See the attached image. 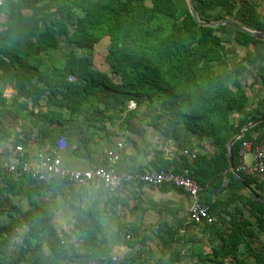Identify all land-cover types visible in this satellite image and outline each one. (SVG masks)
<instances>
[{
    "label": "trees",
    "instance_id": "1",
    "mask_svg": "<svg viewBox=\"0 0 264 264\" xmlns=\"http://www.w3.org/2000/svg\"><path fill=\"white\" fill-rule=\"evenodd\" d=\"M192 3L195 12L219 7L214 14V18L219 20L229 16L234 6L233 0H192ZM238 9V21L242 25L264 32V25L257 21L254 10L245 1H240ZM62 10L66 23L71 26V32L67 34L61 19L57 21L60 24L57 33L67 34V42L75 49L91 50L100 37H107L103 61L110 77L90 68L85 59L76 58L72 52L67 53L65 62L58 68L46 64L38 56L0 43V56L28 84L31 107L28 115H34L48 125H61L64 120L60 114L50 111L48 106L67 110L69 121L75 118L78 107L89 102L88 97L94 92H100L104 101L115 95H127L135 101H158L159 107L168 113L165 120L167 133H163L165 136L168 132L173 135L188 132L211 142V155L197 154L190 161L180 155L177 164L171 169L173 173L187 171L188 177L201 190L200 201L208 207L209 215L214 218L211 224L202 225L207 230L209 243L219 241L218 249L211 250V257L218 259L217 264H248V260L251 264H264V245L256 249L248 240V230L252 225L264 235V182L257 183L242 173L233 174L228 171L226 145L248 121L241 120L235 126L229 124L228 114L240 111L245 105L246 96L236 81L232 82L233 89L227 87L212 68L213 63L221 59V53L216 48L221 42L217 33L225 26L212 29L198 25L191 19L188 10L175 0H156V6L152 8L132 0H68L62 4ZM71 10L79 12L74 19L71 18ZM54 23L49 21L44 25L37 38L39 47H51L50 44L55 41L56 33L51 29ZM232 38L243 49L250 46L264 47V40L235 30ZM244 69L243 66L236 67L234 76L240 75ZM68 75L75 77L73 83H66ZM258 78L263 88L264 102V66L260 67ZM42 96H45L44 111H32L34 107H40ZM262 109L256 116L250 117V121L264 115V104ZM262 127L264 121L246 129L231 144L233 168L239 160L241 142L250 140V132ZM261 138H264V133ZM158 169L167 168L154 170ZM23 177L36 195L51 190V184H37ZM242 185L252 190L259 202L250 194L246 197L234 193L222 201L211 202L208 199L210 189H234L242 188ZM28 204L30 209L13 218L10 227L11 230L25 228L20 237L21 256L32 250V244L37 242L38 236L44 231V225L49 221V212L45 207L30 199ZM222 205H232L233 212L227 215V219L221 212ZM240 208L247 211L252 222L240 216ZM88 216L90 224L98 231L95 202L91 204ZM74 227L79 228L77 225ZM80 230L78 245L63 244L61 240L53 238L47 241L46 247L53 263L68 264L80 261L81 257H91L93 264H110L109 249L104 240H98L85 230ZM119 231L120 226H117ZM164 232L166 237L157 236L162 247L169 249L163 264H177L181 252L174 243L178 241L179 230L167 227ZM125 233L135 235L136 231L127 228ZM134 237L130 241L123 239V246L132 249L137 244L141 245ZM239 247L244 251L243 256L238 253ZM187 251L190 257L198 261L208 257L194 244H189Z\"/></svg>",
    "mask_w": 264,
    "mask_h": 264
},
{
    "label": "crops",
    "instance_id": "2",
    "mask_svg": "<svg viewBox=\"0 0 264 264\" xmlns=\"http://www.w3.org/2000/svg\"><path fill=\"white\" fill-rule=\"evenodd\" d=\"M0 2V43L34 56L40 55L44 49L37 45V38L44 25L55 16L54 10L47 6L45 1L0 0ZM235 46V48L224 49V51L221 50L223 49L222 45L219 46L221 59L213 63V71L220 76L224 84L233 89L232 82L236 81L246 96L244 107L240 111L228 114L231 126L237 125L241 120H246L248 121L246 125L249 124L250 117L256 116L259 110H263L264 104L263 88L258 78L260 67L264 66V47L253 46V48L243 49L237 44ZM238 66H243L245 69L240 75L234 76V69ZM27 87V82L17 76L11 64L0 56V264H54L49 258L46 244L35 242L32 244V250L21 256V244L10 240L13 234L24 229L22 227L11 230V220L30 209L29 199L33 202L38 197L27 179L23 177L24 175L10 174L6 171L9 165L16 163L11 155L13 147L17 144V137L13 132L14 126L20 125L25 131L28 130L35 135L34 140L30 142L25 139L21 140L25 150L24 158L30 163L34 161L36 150L49 151L55 136L63 133L66 147L58 155L61 165L72 170H86L100 165L102 151L113 147L114 132L118 129L125 133V146L121 151V169L140 171L157 168L172 169L173 165L178 162L180 151L185 148L195 153V156L197 154L209 156L213 153L209 139L200 138L188 132H178L174 135L172 132H168V135L165 136L164 132H161L160 126H165L168 113L159 107V102L156 100L151 102L135 101L127 95H119L126 101L125 107L129 101H132L135 102V108L133 110L124 108L123 112H119L114 117H104L102 115L104 113L99 112L98 114H87L86 117L89 119L77 117L69 121V115L62 113L61 118L64 122L61 125L56 123L48 125L38 117L28 115L31 107ZM44 101L45 96H42L39 100L40 107H34L31 110L34 112L44 111ZM105 118L106 121L103 120ZM263 133L264 127L250 132L249 137L258 139ZM177 135L179 136L177 137ZM6 176H9L7 182H5ZM140 185L144 184L134 183L128 186L125 191H120L111 198L121 197L122 199L126 191L133 190L132 194L138 197L139 203L153 198L154 202L165 207L172 214L180 211L184 216L175 220L174 223L176 225L185 223L179 230L182 240V244L179 246H181V250H185L183 251L185 255H181L177 264H217L218 259H213L210 252L218 249L219 241L214 240L209 243L207 230L203 226H195L188 222L186 224L187 215L185 212L190 203L189 198L183 192L166 186H148L149 188H164L165 191L149 189L151 192L147 194L148 189ZM51 186L53 189V187L67 185L53 183ZM49 191L50 189L41 191L40 195L47 194L46 192ZM232 193L246 197H249L248 194H250L243 186L234 189H210L208 199L211 202L222 201ZM241 210L247 212L245 209ZM224 218L227 219L226 216ZM105 243L108 249L112 247L109 241ZM189 244H194L201 249L202 253L207 254V259L198 261L195 257H190L187 251ZM141 246L137 244L132 249H127L123 244H120L117 251L110 253L115 255V264H137L133 260L132 254L137 251L140 257H143ZM160 246L162 248V245ZM251 246L255 247L253 244ZM138 260L143 261L142 259ZM164 262L165 260L162 259V264ZM247 263L251 264L249 260ZM68 264H81V262Z\"/></svg>",
    "mask_w": 264,
    "mask_h": 264
},
{
    "label": "rangeland",
    "instance_id": "3",
    "mask_svg": "<svg viewBox=\"0 0 264 264\" xmlns=\"http://www.w3.org/2000/svg\"><path fill=\"white\" fill-rule=\"evenodd\" d=\"M68 0H47L44 3L47 6H50L54 12L55 16L50 21H55L56 23L51 25V29L54 34L56 33V39L53 43L50 44L51 47L44 46L43 51L38 57L42 58L46 64L53 65L55 67H62L63 63L67 58V53L72 52L76 58L85 59L90 68L94 69L97 72L104 73L110 77L108 67L103 61L105 54V48L107 45V37H100L97 44H95L91 50L87 49H75L72 45L67 42V34L71 32V26L66 23L64 19V14L62 10V4ZM89 2H104L106 0H85ZM181 4L182 7L187 9L186 0H175ZM234 6L230 10V15L226 16V19H229L236 23L237 25L257 32H263L256 29H251L242 25L238 20L240 15L239 5L240 1H245L248 7L250 6L254 12L255 17L259 23L264 25V0H233ZM132 2H139L142 6L146 8H152L156 6V0H132ZM219 9L216 7L213 10H207L205 12H200L197 10V18L201 22H217L219 19L214 18V14ZM188 10V9H187ZM71 18L74 19L79 15L78 11H70ZM65 25L66 35L58 34V27L60 24L57 21H61ZM217 36L221 39L220 44L216 47L222 45L221 50H229L230 48H235V43L233 42V30L229 27H226L223 30H220L217 33ZM249 48H253L250 46ZM213 68V65H212ZM236 68V67H235ZM235 70V69H234ZM114 81V80H113ZM224 83V82H223ZM89 102L85 105L78 107L77 114L74 115L75 118L86 117L87 114L100 112L104 117H114L123 112L125 107V102L123 98H120L119 95L112 97L104 101L102 94L99 92H94L90 95ZM103 100V101H102ZM45 102V101H44ZM49 110L52 112L59 113L60 116L62 113L68 114V111L62 107L58 106H48ZM65 110V111H64ZM136 111V110H135ZM156 112V111H155ZM100 115V114H99ZM84 118V120H85ZM91 120V119H90ZM103 120H107L106 118ZM88 121V120H87ZM161 132H165V126H160ZM250 159L249 154L244 153V161L248 162ZM148 189L147 194L153 189V191H165L164 188H149L147 185H140ZM133 190L126 191L123 198H111L104 193L101 187L97 183H91L87 188L82 187H73V186H60L53 187L47 194L38 195V197L33 201L36 204H39L45 207L48 212V222L44 225V231L38 236L37 242L46 244L50 238L61 240L63 244L73 243L78 245L81 237V229L88 232L91 236L96 237L98 240H104L110 242L112 246L109 249L108 259L111 260L112 257L115 258L111 251H117L120 244H122L125 234L130 236V240H133L136 236L138 242L141 243V253L143 257H140L139 252L134 251L132 257L134 258L137 264H162V259L166 260L167 253L169 249L161 248V243L157 239V236L166 237L164 229L176 228L180 230L183 228L185 223H178L176 225L175 220L180 219L184 216L179 211L178 213H171L165 207L159 205L157 202H154L153 198H149V201L139 203L138 197L132 194ZM217 192V191H215ZM220 193V191H218ZM183 194V193H182ZM201 200V199H200ZM96 203L97 209V226L98 231L95 230L89 222L88 211L90 210L91 204ZM221 212L224 216L231 214L232 206L221 207ZM186 213V212H185ZM240 216L249 221L253 219L246 212H243L240 208ZM186 217V224H187ZM174 224V226H173ZM77 225L79 228L74 227ZM117 226H120V231L117 232ZM127 228H134L136 231L135 235L131 233H125ZM25 230L22 229L16 234H13L10 240L16 241L20 244V237ZM201 233V231H200ZM178 241L174 243L180 251L181 255H185L181 250V234L178 232L177 235ZM67 237L69 239H67ZM107 238V239H106ZM248 240L255 245L256 249H260L264 245V235L256 230L252 225L248 230ZM80 254V251H78ZM238 253L243 256L244 251L241 247L238 248ZM81 264H93L91 257H81ZM142 259L143 261H139ZM146 261V263H145ZM184 264V263H182Z\"/></svg>",
    "mask_w": 264,
    "mask_h": 264
},
{
    "label": "built area",
    "instance_id": "4",
    "mask_svg": "<svg viewBox=\"0 0 264 264\" xmlns=\"http://www.w3.org/2000/svg\"><path fill=\"white\" fill-rule=\"evenodd\" d=\"M28 2H41L47 0H27ZM1 4V2H0ZM66 83H73L75 77L68 75ZM7 98V96H4ZM135 102L129 101L126 109L133 110ZM13 132L17 137V144L11 151L12 157L16 160L6 168L7 173H18L26 176L29 180L37 184L63 183L74 187H88L91 183H97L105 194L113 196L120 191H125L128 186L134 183L144 184L150 187L166 186L183 192L190 200L186 215L188 223L195 226L211 224L214 222L208 213V207L199 199L200 188L191 180L186 170L180 173H173L171 169H158L150 171H127L120 170L121 151L125 146V133L123 130L114 132V144L112 148L102 151V162L98 166H93L86 170H72L61 165L58 153L66 147V139L63 133H59L52 141L51 149H38L34 153V161L28 162L24 158L25 150L21 140L28 142L34 140L35 135L30 131H25L20 125L13 127ZM248 153L250 159L244 161V153ZM180 155L187 160L195 158V153L188 149H182ZM238 163L228 171L235 174L242 173L250 180L260 183L264 182V138L250 139L243 141L238 150ZM126 234L124 240H129ZM111 264L116 263V258H111Z\"/></svg>",
    "mask_w": 264,
    "mask_h": 264
},
{
    "label": "water",
    "instance_id": "5",
    "mask_svg": "<svg viewBox=\"0 0 264 264\" xmlns=\"http://www.w3.org/2000/svg\"><path fill=\"white\" fill-rule=\"evenodd\" d=\"M187 1V9H188V12H189V15L191 17V19L196 22L198 25H201V26H205V27H209V28H212V29H215V28H219L221 26H226V27H229L231 28L232 30H235L237 32H241V33H244V34H247L249 36H252L258 40H264V32H257V31H251V30H248V29H245L239 25H237L236 23H234L233 21L229 20V19H226V18H222L220 19L219 21L217 22H201L198 20L197 18V15H196V12L194 10V6H193V3H192V0H186ZM264 121V115H261L259 117H257L256 119H254L253 121H251L249 124L245 125L237 135H235L229 142L228 144L226 145V149H227V163H228V166L230 169H232V165H231V158H230V147H231V144L236 140L238 139L242 134L243 132L258 124V123H261ZM251 195L252 197L259 202V199L257 197L256 194L253 193L252 190L250 189H247V187H245L244 185H242Z\"/></svg>",
    "mask_w": 264,
    "mask_h": 264
}]
</instances>
